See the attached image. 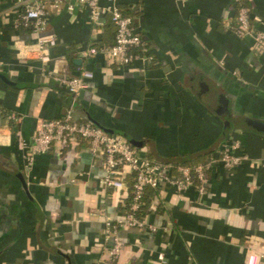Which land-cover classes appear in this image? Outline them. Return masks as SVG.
<instances>
[{
	"label": "crops",
	"instance_id": "crops-1",
	"mask_svg": "<svg viewBox=\"0 0 264 264\" xmlns=\"http://www.w3.org/2000/svg\"><path fill=\"white\" fill-rule=\"evenodd\" d=\"M243 1L264 30V0ZM118 4L134 14L152 64L83 57L93 41L111 44L116 27L107 17L92 37L88 9L67 1L48 16L45 34L58 44L45 70L38 35L17 24L18 0H0V264H97L106 217L124 215L121 190L102 185L103 157L86 141L55 144L29 161L42 121L69 110L162 162L218 157L230 138L247 156L231 170L215 164L204 195L161 182L147 227L119 229L117 264H264V133L247 127L264 123V48L253 34H236L237 0ZM80 68L94 76L74 96L55 76Z\"/></svg>",
	"mask_w": 264,
	"mask_h": 264
},
{
	"label": "built area",
	"instance_id": "built-area-1",
	"mask_svg": "<svg viewBox=\"0 0 264 264\" xmlns=\"http://www.w3.org/2000/svg\"><path fill=\"white\" fill-rule=\"evenodd\" d=\"M67 1L70 10L75 9L76 5H82L88 9L92 37L100 33L107 17L116 27L114 42L111 45H100L93 41L81 50L83 57L88 58L104 53L110 61L119 65L155 62L153 50L145 40L135 16L125 14L118 0H106L105 4L101 0H18L21 13L17 24L31 27L38 35L36 46L41 53L45 70L52 59L50 50L58 44L55 35L45 34L48 16L50 11L59 10L61 4ZM237 2V19L234 27L236 34L243 36L251 33L256 43L264 48V30L255 29L250 9L240 0ZM93 76L91 71L80 68L75 75L55 76V78L65 84L69 92L76 96L88 87V82ZM34 140L31 154L28 155L30 162L34 154L49 152L55 144L70 147L80 140L86 141L94 154L103 157L105 174L101 180L102 185L120 189V203L123 206L124 199L129 193L128 177L134 175L133 198L129 209L116 220L106 217V253L97 264H117L122 247L119 237V229L122 226L147 227L144 218L136 214L142 204L141 198L146 187L158 189L164 181L173 185L178 192L194 187L201 195H204L208 191L210 173L215 164L221 163L225 169L231 170L247 158L246 155L237 153L241 147L240 141L230 138L223 144L219 156L212 157L208 162L194 166L183 164L173 166V164L158 162L149 158L142 149L132 145L124 136L108 134L92 121H76L70 110L63 117L43 120ZM149 228L155 230V227L151 225ZM159 258L164 259L163 252L159 254Z\"/></svg>",
	"mask_w": 264,
	"mask_h": 264
},
{
	"label": "trees",
	"instance_id": "trees-1",
	"mask_svg": "<svg viewBox=\"0 0 264 264\" xmlns=\"http://www.w3.org/2000/svg\"><path fill=\"white\" fill-rule=\"evenodd\" d=\"M240 2L242 4H244L245 6L249 7L243 0H240ZM120 8L123 10V12L125 14H130V15H133L134 16V14L131 11L124 10L122 7H120ZM111 44H108V45H111ZM131 144L134 145L133 143H131ZM212 157H215V155H213L212 152H207L206 155H205V157L202 160H187V159L186 160H182V159H179V158H173V159H167L166 161H163L162 162L161 160H158V159H155V158H151V157H149V158L154 159V160H156L158 162L173 164V166H178V165H181V164L194 166V165H197L199 163L208 162ZM134 181H135V177L132 174V175H130L128 177V189H129V193H128L127 197H125V199H124L125 200V205L122 206L124 210H128L129 209V204L132 201V198H133V192L132 191H133ZM195 184H197V180H195ZM157 191H158V189L152 188L150 186H148V187L145 188V190L143 192V195H142V198H141L142 204H141L139 210L136 212V214L138 215V217H140V218L143 219L144 216L148 212H150V210H152V205L150 204V199H151L152 195L155 194Z\"/></svg>",
	"mask_w": 264,
	"mask_h": 264
},
{
	"label": "water",
	"instance_id": "water-1",
	"mask_svg": "<svg viewBox=\"0 0 264 264\" xmlns=\"http://www.w3.org/2000/svg\"><path fill=\"white\" fill-rule=\"evenodd\" d=\"M90 120L92 122H94L96 125H98L100 128H102L104 131H106L108 134H120V135L124 136L125 138H127L129 141L132 140L130 138V136H128L127 134H125V133H123L121 131L106 127V126L100 124L99 122H97V121H95L93 119H90ZM247 127L249 129L256 130L258 132L264 133V123H259V122H255V121H251L250 120V121H247Z\"/></svg>",
	"mask_w": 264,
	"mask_h": 264
}]
</instances>
